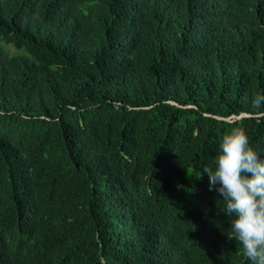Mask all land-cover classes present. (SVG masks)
<instances>
[{"label": "trees", "instance_id": "obj_1", "mask_svg": "<svg viewBox=\"0 0 264 264\" xmlns=\"http://www.w3.org/2000/svg\"><path fill=\"white\" fill-rule=\"evenodd\" d=\"M237 127L264 159V0H0V264H253Z\"/></svg>", "mask_w": 264, "mask_h": 264}, {"label": "clouds", "instance_id": "obj_2", "mask_svg": "<svg viewBox=\"0 0 264 264\" xmlns=\"http://www.w3.org/2000/svg\"><path fill=\"white\" fill-rule=\"evenodd\" d=\"M209 190L226 202L232 235L244 256L253 264H264V159L250 145L243 127L234 128L220 144L215 169L205 168ZM17 255L15 247L5 250L4 262Z\"/></svg>", "mask_w": 264, "mask_h": 264}, {"label": "rangeland", "instance_id": "obj_3", "mask_svg": "<svg viewBox=\"0 0 264 264\" xmlns=\"http://www.w3.org/2000/svg\"><path fill=\"white\" fill-rule=\"evenodd\" d=\"M9 52H13V51H10L9 49H7Z\"/></svg>", "mask_w": 264, "mask_h": 264}]
</instances>
